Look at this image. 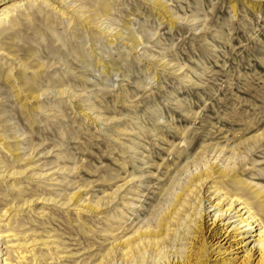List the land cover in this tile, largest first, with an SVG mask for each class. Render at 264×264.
<instances>
[{
    "label": "rangeland",
    "instance_id": "obj_1",
    "mask_svg": "<svg viewBox=\"0 0 264 264\" xmlns=\"http://www.w3.org/2000/svg\"><path fill=\"white\" fill-rule=\"evenodd\" d=\"M117 1L114 2L117 6H114L115 13L111 11L117 16L113 26L117 25L116 30L124 31V39H117L108 49L110 36L102 35L103 38L91 42L80 37L75 42L79 44L82 41L81 47L92 44V48L88 49L90 55L66 54L70 49L61 52L65 56L62 60L71 62V69L67 77L62 72L60 77L72 84L81 78L86 86V89L83 87L82 100L61 105L63 118L58 112H55L56 116L52 113L50 104L42 105V113L39 110L29 121L19 114L12 100L0 105L3 111L0 113V124L5 118H11L8 121L11 126L19 124V133H23L19 139H23L21 147L26 152V160L20 164L23 169L26 167L22 181L8 189V193L17 194L24 190L26 196L41 191L70 195L78 190L80 184L90 183V187H94L89 194L100 195L102 187L98 184L106 179L103 175L120 174L118 167L122 164L127 171H137L132 175L140 180L135 188L141 189L144 194L140 193L142 206L137 212L142 215L157 199V187L164 182L157 181L160 176L152 169L147 171V167L150 163L172 159L174 153L168 154L166 150L171 142H178L180 130L184 129L186 138L190 139V145L181 148H187L188 155H193L201 146L216 142L231 147L237 144L242 151L243 139L258 132L243 135L245 121H258L259 132L264 129V0H161L166 1L169 12L152 1ZM171 12L174 14L171 15ZM126 27L140 37L141 44L136 49L130 47L133 40L129 38L130 31ZM78 73H81L80 77H77ZM92 111L102 116V121H94ZM87 113L91 114L90 117ZM118 122L124 123L126 133L121 136L125 145L122 151L116 148L114 139ZM10 133L12 136L11 131L7 132L9 145L13 146L15 139ZM117 154L121 157L118 158ZM254 158V163L249 159L252 162L246 160L244 165L243 161H237L238 175L245 177L247 182L251 177L259 176L261 179L253 182L263 185L264 146L258 147ZM148 161L150 163H145ZM104 168L106 173H102ZM243 169L247 171L244 174L241 172ZM223 177H217V187L222 193L228 189L226 182L220 181ZM18 178H9L6 184H14ZM111 182L114 180L105 182L109 183L107 191L114 189ZM2 188L5 190V187ZM87 189L82 187L79 190ZM153 198L156 199L152 201ZM203 202L205 211L196 223L199 227L195 225L185 239L174 243L180 262L175 264H264V238L258 237L248 225L240 228L242 222L239 220L243 215L230 208L226 213L219 212L213 223L217 209H225L226 205L220 203L218 207L214 206L213 197ZM0 203L2 205L4 201ZM38 207L40 205H36L34 211ZM58 215H51L52 223L44 220L45 223L38 225L33 221L34 217L26 216L25 221L29 222L15 229L35 225L38 229L34 233L28 229L26 237H44L42 241L45 244L55 238L50 247L57 244L63 250L60 255L66 258L64 264H72L86 254L81 255L83 249L76 251L81 246L70 240L77 238V232L62 222ZM101 215L96 214L94 219H100ZM109 217L110 233L98 231L91 235L92 230L87 233L94 242L93 248L102 250L108 243L103 240L105 236L122 240L130 234L128 229L141 219V216L137 219L133 217L132 222L114 228L116 217ZM16 220L11 219V223ZM104 224L101 222L100 227ZM51 227H54L53 231ZM44 230H50V236L47 237ZM66 243L69 246L64 249ZM206 246L208 250L202 257ZM59 248L51 250L61 252ZM5 249L9 250L6 247L0 251Z\"/></svg>",
    "mask_w": 264,
    "mask_h": 264
},
{
    "label": "bare ground",
    "instance_id": "obj_2",
    "mask_svg": "<svg viewBox=\"0 0 264 264\" xmlns=\"http://www.w3.org/2000/svg\"><path fill=\"white\" fill-rule=\"evenodd\" d=\"M115 1L117 0H0V67L5 66L4 70H2L3 66L0 69V105H3L5 101L12 100V103L19 109V114L25 116L29 121L30 117L36 116L39 110V112L43 111L42 105L50 104L52 113L58 112L59 116L61 115L60 117L63 118L62 104L70 105L82 100L83 87L86 86L81 78L72 84L60 77V72L67 77L68 73L70 74L69 68L71 69V62L62 60L65 56L61 52L70 49V52L66 54L75 52L76 54L85 53L84 57L90 55L88 49L92 48V44L90 43L88 47H81L82 41L79 44L75 42L80 37L87 38V41L91 42L103 38L102 35L110 36V41H107L108 49L117 39H124V31L116 30V24L113 26L114 21L117 20L116 14L114 15L115 11H113L114 6L117 7L114 4ZM143 1H152L155 5H159V8L169 12L165 5L166 1ZM174 18L179 17L175 16ZM123 26L125 27V25ZM126 29L130 31L128 36L133 40L132 43L129 42L131 43L130 47L139 46L141 44L140 37L135 36L129 27ZM79 62L83 64V60ZM62 66L64 67L61 68ZM53 74H56V77H52ZM80 74L78 73L77 77H80ZM31 105L34 106L29 109ZM91 109L93 110V108ZM0 113L3 111L0 110ZM91 113H94L92 118L94 121L101 120L102 116H99L98 113L94 111ZM90 115L89 113L87 117ZM10 119L5 118L1 120L5 125L2 122L0 124V188L5 187V190L0 189L1 200L4 201L2 205L0 203V249L6 247L9 249L0 251V264H64L66 258L60 255L63 250L57 244L50 247L55 238L50 239L49 244H45L42 241L45 239L44 237L40 239L35 235L26 237L28 229H31V233L38 229L35 225H30L27 229H15L17 226H23L29 222L25 221L26 216L34 217L33 221H36V225H38V223H45L44 220H47L46 223H52L51 220L55 214H59L57 217L67 223L70 229L77 232V238L70 241H75V245L81 246L76 251L83 249L81 255L86 254L85 257L73 261L72 264L180 263L179 256L175 253L174 243L178 239H185L188 231L195 229L196 223L205 211L203 200L210 201L211 197L215 200L214 206L218 207L220 203L226 205L225 209H221V207L217 209L212 220L213 223L219 212L226 213L230 208H233L243 215L239 220L242 222L240 228L248 225L253 228L254 232H257L258 237L264 238V184L257 183L261 179L259 176L251 177L252 179L247 182L245 177H239L238 173L240 172L237 168V161L240 163L243 161L244 165V161L251 159L254 163L255 151L258 147L264 146V129L259 132L257 127H260V122L258 121L248 120L243 124V135L249 132H258L243 139L242 151L237 144L231 147L226 143L216 142L213 145L205 144L193 155H188L187 148L181 147L189 146L190 139L186 138L184 129L180 130L178 142H171L170 150H166L168 154L174 153L171 160L166 158L161 163L155 164L150 163L151 160L145 162L150 163L147 171L154 170L157 176H160V180L157 181L164 182L157 187V199L153 198L152 201H155L146 210V213L139 215L137 212L142 206L139 200L140 193L144 194L141 189L135 187L140 180L134 179L132 175L137 171H127L122 164L118 167L120 174L117 172L116 174L111 173L109 176L103 175L106 179H102V182L98 184L102 187L100 195L89 194L94 187V185L90 187V183L80 184L78 190L73 191L70 195L64 192L56 194L53 191L47 193L41 191L26 196L23 194L24 190L18 191L17 194L8 193V189L18 186L20 180L22 181L21 176L26 170V167L23 169V166L20 165L22 161L26 160V152L24 153V148L21 147L23 139L21 141L19 139L23 133H19L21 130L18 129L19 124L16 123L14 126L9 124ZM123 124V122L117 123V131L114 136L116 148L120 151L125 147L121 137L126 134ZM126 124L129 125V122ZM10 131L12 132V136L11 133L10 136L15 139L13 146L9 145L10 138L7 132ZM18 150L21 153L15 154L14 152ZM29 155L31 154L29 153ZM116 156L121 157L120 154ZM251 160L249 161L252 162ZM253 163L252 165H254ZM17 166L20 168L17 169ZM257 170L259 171L260 168ZM261 170L264 171L263 168ZM241 172L244 174L247 171L243 169ZM102 173H106L105 168ZM218 176H224L220 181L227 184L228 189L224 193L217 187ZM12 177L20 178L14 184H6V180ZM255 179H257L256 183L253 182ZM110 180H114L111 182L114 189L107 191L106 185L109 183L105 182ZM82 187H88V189L81 192L79 189ZM137 193L138 196H135ZM9 195L12 196L8 200L6 198ZM17 200L18 204H15L14 202ZM35 204L40 207L34 211ZM58 212H61L62 215ZM95 213L102 214L100 219L97 217L94 219ZM52 214L53 216H51ZM109 216L116 217L113 218L115 220L113 223L116 225L114 228H118L123 223L132 222L133 219L140 216L141 219L132 227H126V229L129 228L130 234L122 240L105 236L103 240L108 243L103 249L93 248L94 242L87 236V233L91 230L93 231L91 235H95L98 231L110 233L112 227L109 225V218L111 219ZM13 218H17V220L11 223ZM72 220L76 223H72ZM93 222L97 225H94ZM101 222L106 223L100 227ZM52 229L54 227H51L50 230L53 231ZM50 230H44L47 237L50 236ZM68 246L69 244L66 243L64 249H67ZM51 248H59L61 252L51 250ZM207 250L208 247H204L201 253L202 257Z\"/></svg>",
    "mask_w": 264,
    "mask_h": 264
}]
</instances>
